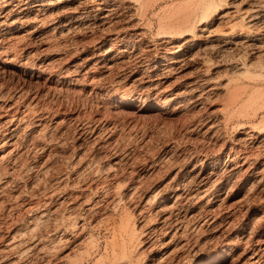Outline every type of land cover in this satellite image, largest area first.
<instances>
[{
	"label": "rangeland",
	"instance_id": "1",
	"mask_svg": "<svg viewBox=\"0 0 264 264\" xmlns=\"http://www.w3.org/2000/svg\"><path fill=\"white\" fill-rule=\"evenodd\" d=\"M238 1L226 11L247 9ZM185 9L0 0V147L14 149L0 203L15 200L0 204V264H264V74L234 73L250 60L235 45L232 58L159 33L161 16ZM34 207L50 212L35 237ZM58 213L74 235L55 234Z\"/></svg>",
	"mask_w": 264,
	"mask_h": 264
},
{
	"label": "bare ground",
	"instance_id": "2",
	"mask_svg": "<svg viewBox=\"0 0 264 264\" xmlns=\"http://www.w3.org/2000/svg\"><path fill=\"white\" fill-rule=\"evenodd\" d=\"M235 1V0H234ZM241 3L244 2L245 4H247V9H244V8H239L236 10L235 8V11H231L229 12L228 10L226 11V7L228 6V0H187V9H185L184 11L180 12L179 14H176V15H168V16H164V17H160L161 19L160 22H159V27L162 29V31H159V33H163L165 37H169L171 39H173L174 41H179L183 38H187V37H192V38H196L198 36V41H205V43L207 42H211V46H213L215 48L218 47L217 49H219L221 52H227V50L231 47V46H228L226 47V45H229V44H232V45H235V49H244L245 50V53L243 54H246L247 57H244V58H249L250 60H247V61H240L242 63H238L237 60L236 62L233 63V56L234 54H230L229 52H232L230 49L228 51V53L231 55V59L233 60L232 62L230 61L229 64H232L231 67L235 73H238V74H264V0H240ZM237 2V1H236ZM235 2V3H236ZM239 2V1H238ZM230 3V1H229ZM240 3V2H239ZM238 3V4H239ZM241 3L239 4V6L241 5ZM146 4V3H145ZM144 4V5H145ZM233 4V3H232ZM237 4V3H236ZM143 5V6H144ZM227 5V6H226ZM142 6V5H141ZM146 8L144 7V10H143V13L144 11H148L146 10L148 7L147 5H145ZM150 7V6H149ZM241 7V6H240ZM230 10V9H229ZM142 13V11H141ZM142 13V15H143ZM146 13V12H145ZM215 24H221L220 27H222V24L223 26L225 25L226 27H228V29L230 28L231 30V33L230 34H227L223 32V29L224 27L220 28V31L219 29L217 30V25ZM215 25L216 28L212 29V26ZM214 26V27H215ZM218 28H219V25H218ZM223 32V33H222ZM160 33V34H161ZM229 33V32H228ZM163 36V37H164ZM216 43V44H214ZM194 44V43H193ZM192 44V45H193ZM208 45V44H207ZM210 45V44H209ZM194 46V45H193ZM208 47V46H207ZM205 48V47H204ZM210 46L208 48H205L206 50L209 49ZM228 48V49H227ZM234 48V46L232 47ZM211 49V48H210ZM238 49V50H239ZM217 50V51H219ZM209 51V50H208ZM207 51V53H208ZM211 51V50H210ZM209 51V52H210ZM240 51V50H239ZM243 52V50H241ZM212 52H213V48H212ZM215 52V51H214ZM206 53V54H207ZM216 53V52H215ZM219 53V52H218ZM223 54V53H222ZM222 54H220L222 57H224ZM252 56V59L250 58V55ZM227 55V53H226ZM225 55V56H226ZM229 55V56H230ZM220 56V57H221ZM228 56V55H227ZM235 57V56H234ZM240 58H242L241 56H239ZM226 58V57H224ZM228 58V57H227ZM239 59V58H237ZM245 59V60H246ZM208 60V59H207ZM211 60V59H210ZM224 60V59H223ZM227 60V59H226ZM240 60V59H239ZM228 61V60H227ZM206 62V61H205ZM208 62V61H207ZM208 64V63H207ZM205 64V65H207ZM230 67V66H229ZM34 70V68H31ZM231 71V69H230ZM231 71V72H233ZM231 81V80H230ZM229 82V81H228ZM131 99L128 100V99H123L122 98V101L121 103L123 104V106H130L131 104ZM169 105L168 101L162 105L159 104V108L158 110L161 111V112H164L165 110H167V106ZM1 108V107H0ZM2 110V108H1ZM4 114V113H3ZM6 114V113H5ZM10 115V114H9ZM9 115H7V117H5L7 120H5L6 122L9 121L8 123H12V122H16V123H19L20 121H23V117L22 116H19V115H15L13 116V118H10L9 119ZM0 116H2V112L0 113ZM12 117V116H11ZM4 119V118H3ZM62 119H60L59 121H61ZM0 121L2 122V118L0 119ZM4 121V120H3ZM58 121V124H61L59 123ZM64 121V120H63ZM5 122V123H6ZM24 122V121H23ZM44 122V121H43ZM45 123V122H44ZM43 123V124H44ZM14 124V123H13ZM18 125V124H17ZM42 125V124H41ZM44 127V126H43ZM43 127H40V128H43ZM14 128V127H13ZM19 129V128H18ZM46 128H44L45 130ZM17 130V129H16ZM43 130V129H42ZM43 130V131H44ZM38 132V130H37ZM41 133V132H40ZM44 133V132H43ZM35 134V133H34ZM36 135V134H35ZM34 135V136H35ZM38 135V134H37ZM43 135V134H42ZM39 136H37L36 138H38ZM42 137H45L44 135ZM42 137H39L38 138V141L35 139V141L37 142H40L39 140L42 138ZM30 139H33V138H30ZM47 139V138H46ZM42 140V139H41ZM44 140V138H43ZM42 140V142H43ZM33 141V140H30V142ZM45 141V140H44ZM49 141V140H48ZM3 142V141H2ZM5 142V141H4ZM14 142V141H13ZM20 142V140H19ZM12 143V142H11ZM28 143V142H27ZM17 144V143H16ZM19 144V143H18ZM34 144V142H33ZM37 143H35L36 145ZM20 145V144H19ZM45 145V143H44ZM14 146V145H13ZM12 146V147H13ZM43 146V144H42ZM41 146V147H42ZM6 147V144H4L2 147H0V150L2 148ZM15 147V146H14ZM39 147V146H38ZM48 147V145H47ZM46 148V147H45ZM44 148V149H45ZM5 149V148H4ZM42 149V148H41ZM43 149V151H44ZM3 150V149H2ZM13 148L10 149V148H6L4 150V152L0 153L2 154L0 156V167L2 165V163L4 164L3 160L5 159L6 160V157H11L12 153H13ZM250 154V152H249ZM44 155V154H43ZM248 155V154H247ZM251 156V155H250ZM50 157V156H49ZM45 160V158H44ZM48 160V158H47ZM43 162V161H42ZM45 162V161H44ZM46 163V162H45ZM48 163V162H47ZM39 164V163H38ZM43 164V163H41ZM3 166V165H2ZM38 166V165H36ZM42 166V165H41ZM40 166V168H41ZM89 167V166H88ZM6 168V167H5ZM50 168V167H49ZM86 168V167H85ZM3 169V167H2ZM1 169V170H2ZM31 169V168H29ZM46 169V165H45V168ZM4 170V169H3ZM15 170V169H14ZM83 170V169H82ZM5 171V170H4ZM44 172V171H43ZM46 172V171H45ZM48 172V171H47ZM46 172V173H47ZM40 173V172H39ZM2 187V186H1ZM1 191V189H0ZM3 191V190H2ZM4 192V191H3ZM2 192V193H3ZM1 193V194H2ZM20 193V192H19ZM14 194V193H13ZM118 194V193H117ZM11 195L12 193L10 194V198H11ZM16 195V194H15ZM18 196V194H17ZM117 197V195H116ZM2 198V197H1ZM9 198V199H10ZM19 198V197H18ZM21 199V198H20ZM3 200V199H2ZM0 200V202L2 201ZM13 201H15L14 199H11ZM11 200H8V202H4L5 203H9ZM162 203H165L167 200H166V197H163L160 199ZM4 202L0 203L1 205L2 204H5ZM12 202V201H11ZM22 202V201H20ZM25 203V202H24ZM23 203V204H24ZM7 204H5V207H7ZM10 204V203H9ZM8 204V205H9ZM11 205H14L13 203L10 204V207ZM21 205V204H20ZM22 206V205H21ZM46 206V205H45ZM41 207V206H38V208ZM47 207V206H46ZM168 207H170L169 205L165 204L164 205V208L167 209ZM3 208V207H2ZM36 208V207H34ZM1 209V208H0ZM40 209V208H39ZM39 209L37 210L34 209L37 213L35 214V217L33 219V223L35 224H32L34 226L30 228H25V229H29L28 231L30 233H34V237L35 235H37L38 233H40L39 230H41L40 228H42L43 226L46 227L45 223L48 224L49 222V217H50V212L49 210H43V211H39ZM45 209V207H44ZM52 209V208H51ZM13 210V209H12ZM55 210V209H54ZM53 210V211H54ZM52 211V210H50ZM56 211V210H55ZM54 211V212H55ZM4 212V211H3ZM2 212V213H3ZM34 212V211H33ZM53 212V213H54ZM57 212V211H56ZM51 213V214H53ZM9 214V213H8ZM56 214V213H55ZM59 214V213H58ZM58 214L56 216H58ZM62 214V213H60ZM59 214V215H60ZM54 216V215H52ZM51 216V217H52ZM69 217V216H68ZM66 215L62 214L61 217L57 218L56 221L57 224L54 225V222L53 223V220L51 221L53 223V228L55 230V234L58 232L59 229H62L63 228V225L65 224L66 220L69 221V219H66L68 218ZM54 218V217H53ZM46 219V220H44ZM52 219V218H51ZM129 219V218H128ZM48 220V222H47ZM55 220V219H54ZM130 220V219H129ZM35 221V222H34ZM43 221L45 222L42 226V223ZM67 221V222H68ZM50 222V223H51ZM73 222V221H72ZM71 222V223H72ZM69 224H71L70 222H68ZM75 223V222H74ZM72 223V225L74 224ZM133 223V222H131ZM30 224V223H29ZM68 224V225H69ZM49 225V224H48ZM47 225V227H48ZM71 225V226H72ZM77 225V224H76ZM27 226V225H26ZM42 226V227H41ZM75 226V224H74ZM74 226H73V229H74ZM79 225H77V228H78ZM66 227V226H65ZM124 227H126L125 229H130L131 227V224L129 221H126V224L124 225ZM133 227V226H132ZM49 229H51L52 227H48ZM47 228V229H48ZM70 228V227H68ZM76 228V226H75ZM83 228V227H81ZM134 228V227H133ZM132 228V229H133ZM64 229V228H63ZM131 229V230H132ZM52 230V229H51ZM50 230V231H51ZM57 230V232H56ZM27 231V230H26ZM62 231V230H61ZM65 233H72V232H69V229H64ZM77 231V229H76ZM79 231H82L79 230ZM134 231V230H132ZM27 232V233H29ZM43 232H48L46 231V229L44 228ZM52 232V231H51ZM29 233V234H30ZM54 233V231L52 232ZM59 233V232H58ZM62 233V232H61ZM79 234V232H77ZM24 234L26 235V233L24 232ZM22 234V235H24ZM31 234V235H32ZM44 234V233H43ZM54 234V235H55ZM64 234V233H63ZM75 234V233H74ZM73 233L71 235H74ZM32 235V236H33ZM42 235V234H41ZM49 235V233L47 234ZM46 235V236H47ZM57 235V234H56ZM61 235V234H60ZM29 236V235H27ZM25 236V237H27ZM44 236V235H43ZM39 237V236H37ZM58 237V236H57ZM55 237V239L57 238ZM75 237V236H74ZM28 238V237H27ZM46 238V237H45ZM49 238V236H48ZM62 238V237H60ZM67 238V237H66ZM64 239L65 242H63L62 244L64 243H67L68 242L70 243V238L67 239ZM40 240V239H39ZM45 240V239H43ZM51 240V239H49ZM63 240V239H61ZM61 240H58L60 241L59 243H61ZM41 241V240H40ZM39 241V242H40ZM58 241L54 243V240L52 241L53 245L55 244L57 246L58 244ZM73 241V240H72ZM81 241V240H80ZM46 242V241H45ZM48 242V241H47ZM51 242V241H50ZM80 243V242H79ZM39 244V243H38ZM50 244V243H48ZM67 244H64L66 245L67 247ZM51 245V244H50ZM52 246L53 247V250L55 249L54 247L56 246ZM59 245V244H58ZM61 245V244H60ZM59 245V247H60ZM63 245V247H65ZM50 246V247H51ZM45 247V245H44ZM43 247V249H44ZM62 247V245H61ZM247 247V246H246ZM250 247V246H248ZM57 248V247H56ZM245 248V247H244ZM46 249V248H45ZM59 249V248H58ZM52 250V248H51ZM245 252L247 250H244ZM255 254V253H254ZM221 256V255H220ZM240 257V256H239ZM238 257V258H239ZM259 257V256H258ZM264 257V256H263ZM262 259V258H261ZM228 260V257L223 255L221 257H213L212 259L210 260H202V259H199L198 261L192 263V264H223L224 261ZM258 259H256L255 261H257ZM244 263V262H243ZM251 263V262H250ZM256 263V262H255ZM249 264V263H248ZM253 264V263H252Z\"/></svg>",
	"mask_w": 264,
	"mask_h": 264
}]
</instances>
